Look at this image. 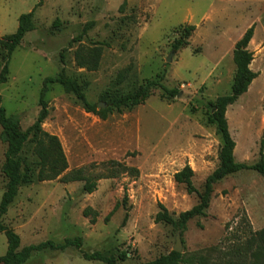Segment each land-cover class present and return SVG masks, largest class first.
Returning a JSON list of instances; mask_svg holds the SVG:
<instances>
[{"label":"rangeland","instance_id":"374dc122","mask_svg":"<svg viewBox=\"0 0 264 264\" xmlns=\"http://www.w3.org/2000/svg\"><path fill=\"white\" fill-rule=\"evenodd\" d=\"M34 8L33 28L13 52L7 81L0 85L1 105L7 115L19 118L22 131L38 116L44 79L60 73L85 84L87 101L98 111L110 106L108 96L150 80H161L178 93L169 98L155 88L144 104L101 119L60 85H48V115L41 127L59 139L68 169L114 160L136 168L138 176L101 179L91 194L82 191L81 182L21 186L2 217L20 237L19 249L46 241H82L80 249L37 252L24 264H104L82 258V252L94 251L115 256L126 251L127 259L118 264H142L173 251L178 232L183 256L204 255L209 264L264 262L258 238L264 237V178L255 171L217 182L205 215L188 221L184 230L154 221L159 204L177 220L198 202L196 193L175 183L176 172L189 165L193 185L202 192L206 177L218 166L222 141L206 123L209 104L230 93L235 43L253 25L248 50L256 78L227 107L225 117L235 142L234 160L248 165L259 160L264 0H0V69L3 36L14 33L18 17ZM188 25L195 27L188 45L172 50L181 27ZM79 47H101L96 70L77 67ZM5 152L0 128V198L6 186L1 169ZM21 159L29 165L35 160L32 142ZM87 207L97 213L95 223L83 215ZM252 238L255 243L249 246ZM6 249L0 233V257Z\"/></svg>","mask_w":264,"mask_h":264},{"label":"trees","instance_id":"16d2710c","mask_svg":"<svg viewBox=\"0 0 264 264\" xmlns=\"http://www.w3.org/2000/svg\"><path fill=\"white\" fill-rule=\"evenodd\" d=\"M37 7V5H36ZM35 7V8H36ZM35 8L18 17L17 28L14 33L4 35L3 49L5 51V61L0 69V85L6 83L9 74V63L13 52L20 44L25 34L32 30V19ZM180 37L172 43V50L176 51L180 47L188 45V38L195 30L193 25L182 26ZM254 34V25L248 28L243 36L235 43L232 58L235 65V74L231 91L229 94L218 97L214 102L209 104L210 115L206 123L213 125L216 133L220 136L222 144L219 149L218 166L206 177L203 191L197 192L192 178L193 170L189 165H185L180 171L173 175L175 183L184 185L188 194L196 193L198 202L191 209L181 212L177 220L167 212L163 205L159 204V212L155 216V223L163 222L168 225L177 226L178 229L184 230L188 221L196 217H203L209 207L210 198L213 192V186L229 175L240 171H255L264 178V131L260 144L259 160L251 165L238 163L234 160L235 142L233 141L225 117L228 106L234 104L237 99L247 92L251 82L256 78V73L250 69L253 53L248 50V45ZM101 55V47H92L86 49L79 47L75 53V61L78 68H84L93 71L98 68ZM56 83L60 85L66 93L72 94L83 106L86 112L96 114L101 119H106L108 114L113 112L122 113L130 111L135 107L142 105L152 94L153 89L159 88L164 95L173 98L178 93L176 89H168L162 85L161 80H150L142 85L133 86L126 93L116 92L110 96V106L98 111L96 105L87 101L84 93L85 84L81 85L77 79L67 77L60 73L54 78H45L39 93L40 110L35 122L22 131L19 124V118L16 115H7L1 105L0 97V128L1 137L6 144L5 161L2 165V173L6 178L5 191L0 198V233L4 234L7 243V249L3 256L0 257V264H24L32 254L46 250L64 251L68 248L80 249L82 241L80 238L66 239L63 243L56 244L52 241L42 242L36 245H28L20 248V237L15 231L2 222V217L7 213L9 206L13 203L18 195L19 188L23 185L33 182L57 180L62 184L73 182L82 183V191L91 194L96 190L97 181L101 179H113L120 175L138 176V170L134 167L127 166L119 161H106L100 163L99 170L95 171L98 166L94 164L82 166L79 168L68 169V163L59 139L42 129V123L48 115L47 102L45 100L48 91V85ZM33 143V155L35 160L29 165L26 160L21 159V153L25 145ZM113 211V210H112ZM85 217L91 216V223H95L97 213L87 207L83 211ZM111 213L108 215V217ZM127 215H125L124 222ZM259 240L263 243L264 237L258 235ZM249 246H253L255 239L250 240ZM253 252L251 256L254 257ZM82 258L86 261H99L104 264H118V261L124 262L127 259V252L122 251L115 255H106L100 251L90 253L82 252ZM264 264V262H260ZM142 264H209L206 256L196 253L183 256L179 252L171 251L167 255L142 263Z\"/></svg>","mask_w":264,"mask_h":264},{"label":"water","instance_id":"95a60500","mask_svg":"<svg viewBox=\"0 0 264 264\" xmlns=\"http://www.w3.org/2000/svg\"><path fill=\"white\" fill-rule=\"evenodd\" d=\"M173 251L179 252L180 251V232L177 233L176 235V244L173 248Z\"/></svg>","mask_w":264,"mask_h":264}]
</instances>
